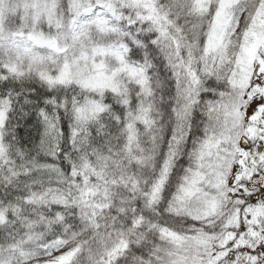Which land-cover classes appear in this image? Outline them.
<instances>
[{
	"label": "snow or ice",
	"instance_id": "6c2138e0",
	"mask_svg": "<svg viewBox=\"0 0 264 264\" xmlns=\"http://www.w3.org/2000/svg\"><path fill=\"white\" fill-rule=\"evenodd\" d=\"M0 264H264V0H0Z\"/></svg>",
	"mask_w": 264,
	"mask_h": 264
}]
</instances>
